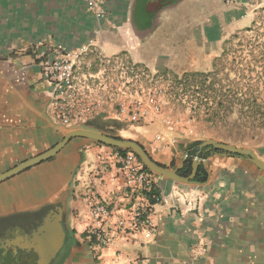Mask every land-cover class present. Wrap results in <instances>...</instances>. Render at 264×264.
<instances>
[{"label":"crops","instance_id":"0c3cea01","mask_svg":"<svg viewBox=\"0 0 264 264\" xmlns=\"http://www.w3.org/2000/svg\"><path fill=\"white\" fill-rule=\"evenodd\" d=\"M102 4L106 14L98 18L85 0H0V174L72 130L115 136L125 125L111 107L82 125H63L50 108L52 88L42 78L36 52L45 48L39 42L67 49L92 45L105 57L125 56L163 75L184 69V60L192 62L189 69L203 70L205 53H217L223 38L250 27L264 9L260 0ZM131 129V140L171 168L185 163L189 147L199 141L185 121L140 122ZM116 149L75 137L51 159L0 182V220L54 205L50 212L64 216L65 243L69 233L59 264H117L115 248L96 246L86 232L93 204L106 203L115 213L130 206L132 196L112 155ZM206 159L205 181L181 183L155 173V235L123 244L130 255L145 256L148 264H264V170L231 154L212 152Z\"/></svg>","mask_w":264,"mask_h":264},{"label":"built area","instance_id":"2783aa9c","mask_svg":"<svg viewBox=\"0 0 264 264\" xmlns=\"http://www.w3.org/2000/svg\"><path fill=\"white\" fill-rule=\"evenodd\" d=\"M85 1L96 17L105 16L102 0ZM37 46L45 48L37 50L36 54L42 78L52 88L50 108L55 110L63 125H82L108 107H111L113 117L125 124H174L164 109L165 77L158 71L144 67L139 71L137 64L126 61L123 56L105 57L88 44L76 49L44 42ZM156 140L161 141V136ZM162 147L156 146L157 149ZM112 155L118 164L123 186L132 196L130 206L125 213H115L106 203L93 204L91 223L86 232L96 246L115 248L117 264H148L147 257L130 255L124 245L142 243L155 235L151 199H159L154 192L156 174L145 169L131 150L116 149Z\"/></svg>","mask_w":264,"mask_h":264},{"label":"rangeland","instance_id":"374dc122","mask_svg":"<svg viewBox=\"0 0 264 264\" xmlns=\"http://www.w3.org/2000/svg\"><path fill=\"white\" fill-rule=\"evenodd\" d=\"M205 58L203 70L189 69L192 62L184 60L178 73L164 72L165 112L174 124L189 123L199 141L216 139L264 153V9L250 27L223 38L218 52L205 53ZM192 72L199 74L197 84L179 87L180 77ZM203 97L205 106L200 103ZM212 112L219 118L209 119ZM131 126L120 124L122 130L112 134L130 140Z\"/></svg>","mask_w":264,"mask_h":264},{"label":"water","instance_id":"95a60500","mask_svg":"<svg viewBox=\"0 0 264 264\" xmlns=\"http://www.w3.org/2000/svg\"><path fill=\"white\" fill-rule=\"evenodd\" d=\"M75 137L89 138L113 147L130 149L137 154V156L151 171L176 182H192L196 177L200 164H207L206 158H201L197 155L193 160L191 174L188 176H183L179 174V170L183 167L184 161L178 168L167 167L156 162L138 141L131 139H120L115 136L93 130L75 129L65 134L63 139L50 149L35 157L25 160L24 162L16 165L8 171L0 174V182L5 181L33 166L51 159L52 157L57 155L71 139ZM206 147L207 150H223L224 154H238L242 158H246L247 160L255 164L258 168L264 170V160L252 148L235 146L232 144L220 142L216 139L206 140L199 145L200 150H203ZM188 154L189 152L186 153V156ZM63 218L64 216L63 213H61V210H52L44 217L42 224L37 228L32 236L27 237V244L30 247H33L38 254L37 264H51L54 258L63 248L66 238V229L63 223ZM17 240H22V236H18L16 238V241Z\"/></svg>","mask_w":264,"mask_h":264},{"label":"flooded vegetation","instance_id":"af4514ba","mask_svg":"<svg viewBox=\"0 0 264 264\" xmlns=\"http://www.w3.org/2000/svg\"><path fill=\"white\" fill-rule=\"evenodd\" d=\"M52 207L26 210L13 218L0 220V264H37L38 254L27 244V237L32 236ZM18 236H22V240L16 241ZM68 239L69 233L66 243ZM66 243L51 264H59Z\"/></svg>","mask_w":264,"mask_h":264},{"label":"trees","instance_id":"16d2710c","mask_svg":"<svg viewBox=\"0 0 264 264\" xmlns=\"http://www.w3.org/2000/svg\"><path fill=\"white\" fill-rule=\"evenodd\" d=\"M197 73L195 72H192V73H186V74H183L182 77H180V79L176 82L177 85L180 87V86H186L187 88H190L191 86H193L194 84H197V83H194V81L196 80V77H197ZM201 75V74H200ZM196 87V86H195ZM199 89L200 87H196V91L199 92ZM167 93V91H166ZM200 99H198L199 101ZM200 103H204L203 106H205V104H207V99H205L204 97L200 100ZM208 118L209 119H214L215 117L219 118V114L217 113H214L212 112L211 114L208 113ZM117 138H120L122 139L121 137H117ZM202 143V141H196L194 142L190 147H189V150H190V153H189V156L188 158L186 159L185 163H184V166L182 169L179 170V174L183 175V176H188L191 174L192 172V164H193V160L194 158L197 156L201 157V158H206L210 153L212 152H220V153H223L224 151L223 150H209L208 152L205 153V151L207 150V147L204 148L203 150H200L199 148V145ZM118 150H121V151H128V149H123V148H117ZM137 155V154H136ZM231 155H234V156H240L238 154H231ZM139 158V157H138ZM141 160V159H140ZM143 166L145 169L151 171L144 163H143ZM207 171L206 169L204 168V166L201 164L198 168V171H197V174H196V177H195V180L196 181H205L207 179Z\"/></svg>","mask_w":264,"mask_h":264}]
</instances>
